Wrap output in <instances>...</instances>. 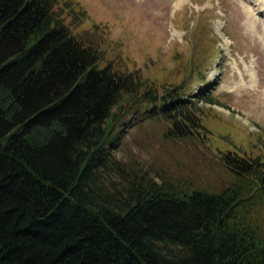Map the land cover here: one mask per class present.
<instances>
[{"label": "trees", "instance_id": "1", "mask_svg": "<svg viewBox=\"0 0 264 264\" xmlns=\"http://www.w3.org/2000/svg\"><path fill=\"white\" fill-rule=\"evenodd\" d=\"M59 1L0 0V264H264L263 163L224 152L207 188L119 158L132 113L198 137L200 107L101 64Z\"/></svg>", "mask_w": 264, "mask_h": 264}, {"label": "rangeland", "instance_id": "2", "mask_svg": "<svg viewBox=\"0 0 264 264\" xmlns=\"http://www.w3.org/2000/svg\"><path fill=\"white\" fill-rule=\"evenodd\" d=\"M262 1H59L64 21L100 50L101 64L140 74L159 92L178 84L200 107L206 128L198 137L167 136L163 118L132 113L137 119L113 150L119 158L183 187L227 183L234 172L224 152L264 166Z\"/></svg>", "mask_w": 264, "mask_h": 264}, {"label": "bare ground", "instance_id": "3", "mask_svg": "<svg viewBox=\"0 0 264 264\" xmlns=\"http://www.w3.org/2000/svg\"><path fill=\"white\" fill-rule=\"evenodd\" d=\"M263 3H264V1H262ZM260 9H262V5H261V8ZM258 18V17H257ZM264 19V18H263ZM264 21V20H263Z\"/></svg>", "mask_w": 264, "mask_h": 264}]
</instances>
